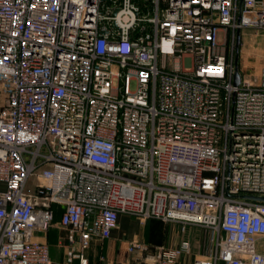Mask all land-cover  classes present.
<instances>
[{
    "label": "built area",
    "instance_id": "1",
    "mask_svg": "<svg viewBox=\"0 0 264 264\" xmlns=\"http://www.w3.org/2000/svg\"><path fill=\"white\" fill-rule=\"evenodd\" d=\"M250 30L264 0H0V264H52L57 210L67 262L124 215L203 230L193 264H264V203L241 197L264 196V71L233 83Z\"/></svg>",
    "mask_w": 264,
    "mask_h": 264
},
{
    "label": "crops",
    "instance_id": "2",
    "mask_svg": "<svg viewBox=\"0 0 264 264\" xmlns=\"http://www.w3.org/2000/svg\"><path fill=\"white\" fill-rule=\"evenodd\" d=\"M247 36L248 31L243 32ZM4 189V185L0 183V190ZM60 211L57 210L54 215L53 226L47 233L46 241L49 245L50 259L52 264H79L78 260L67 262L65 256V231L58 226ZM128 216L120 215L117 220L116 227L112 230L108 240L92 244L86 251L87 264H134L133 255L127 250L128 244L134 240L142 243H150L152 233L147 231L143 235L138 234L135 230L127 228L125 222ZM140 223V222H139ZM143 224V223H140ZM179 229V228H178ZM160 238L153 245L168 244L169 246L177 245L181 241L189 240L190 254L183 256L177 264H193L196 259H205L209 253L207 242L195 241L188 230L186 233L173 234L168 237L166 232L159 233ZM167 236V237H166ZM37 239L41 240L38 236Z\"/></svg>",
    "mask_w": 264,
    "mask_h": 264
},
{
    "label": "rangeland",
    "instance_id": "3",
    "mask_svg": "<svg viewBox=\"0 0 264 264\" xmlns=\"http://www.w3.org/2000/svg\"><path fill=\"white\" fill-rule=\"evenodd\" d=\"M247 36H244V33L241 32L240 42L238 46L237 52V61L240 72L245 75L256 77L264 71V32L256 33L249 31ZM236 44V41H235ZM234 44V57L236 56ZM230 54V52H229ZM178 63H175V68H178ZM133 86H131V89ZM127 221L125 225L127 228L135 230L138 234L143 235L145 232L149 231L152 233V237H150V245L154 243L157 239L160 238L159 233L163 234L166 232L168 237H172L173 234H177L179 232L178 226L164 223V222H150L146 221L143 224H140L137 218L134 217H126ZM191 232V236L195 241H205L207 242L206 234L203 230L199 228H189ZM166 236V237H167ZM169 246L168 244H160Z\"/></svg>",
    "mask_w": 264,
    "mask_h": 264
},
{
    "label": "water",
    "instance_id": "4",
    "mask_svg": "<svg viewBox=\"0 0 264 264\" xmlns=\"http://www.w3.org/2000/svg\"><path fill=\"white\" fill-rule=\"evenodd\" d=\"M240 42V36L239 31L236 32V44H235V50H236V56H235V73L233 77V83L234 85H238L240 81L239 73L237 70V52H238V46ZM244 199L256 201V202H263L264 203V196H253V195H243L241 196Z\"/></svg>",
    "mask_w": 264,
    "mask_h": 264
},
{
    "label": "trees",
    "instance_id": "5",
    "mask_svg": "<svg viewBox=\"0 0 264 264\" xmlns=\"http://www.w3.org/2000/svg\"><path fill=\"white\" fill-rule=\"evenodd\" d=\"M148 221H150L151 223H152V222H161V221H159V220H148Z\"/></svg>",
    "mask_w": 264,
    "mask_h": 264
}]
</instances>
